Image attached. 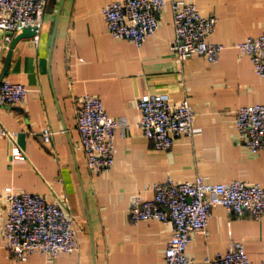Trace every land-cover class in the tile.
<instances>
[{"label":"crops","instance_id":"obj_1","mask_svg":"<svg viewBox=\"0 0 264 264\" xmlns=\"http://www.w3.org/2000/svg\"><path fill=\"white\" fill-rule=\"evenodd\" d=\"M113 1L47 0L36 35L12 51L2 80L22 83L28 93L22 103H0V129L17 132L14 141L0 138V264H164L172 224L132 223L131 197L150 198L153 186L168 177L264 187V150L249 151L235 129L238 107L264 103V77L236 49L264 34V0H176L216 17L209 41L224 46L217 63L194 55L181 64L169 49L172 0L140 48L108 33L101 9ZM7 50L0 47V75ZM85 93L127 123L115 131L113 166L101 173L87 168L79 144L76 98ZM144 93H167L171 101L187 95L199 131L174 137L168 150L153 148L139 125L137 100ZM44 128L53 132L49 143L40 138ZM14 144L24 158L11 157ZM7 186L58 199L77 222L78 249L54 258L33 253L26 261L15 259L3 238ZM231 240L243 243L250 260L264 261V214L254 219L213 207L207 236L193 235L186 254L200 264L224 252Z\"/></svg>","mask_w":264,"mask_h":264},{"label":"built area","instance_id":"obj_2","mask_svg":"<svg viewBox=\"0 0 264 264\" xmlns=\"http://www.w3.org/2000/svg\"><path fill=\"white\" fill-rule=\"evenodd\" d=\"M174 38L170 52L181 64L196 55L209 63H217L224 46L209 41L217 18L203 16L193 3L172 0ZM167 0H115L101 9L108 33L114 39L126 40L140 48L153 37L159 27L158 15ZM47 0H0V47L6 50L12 38L25 28L38 32L43 23ZM247 56L257 76L264 77V34L249 37L236 45ZM28 88L22 83L3 79L0 103H22ZM141 117L139 125L153 148L168 150L173 138L194 135L195 113L187 95L171 101L167 93H144L137 100ZM76 128L85 164L93 173L109 170L114 163V138L118 127L126 122L110 116L102 101L85 93L76 98ZM235 129L244 146L252 152L264 150V103L243 105L235 111ZM17 132L0 129V138L14 141ZM49 128L40 131L44 143L51 141ZM13 159L24 155L14 144ZM150 198L133 196L129 200L128 217L132 223L157 220L172 224V235L164 253V264H198L186 254L195 234L207 236L208 221L215 206H223L237 216L248 214L259 219L264 214V187L258 182L233 180L211 183L205 176L175 181L168 177L156 183ZM6 200L3 228L4 247L12 256L26 261L33 253L54 258L78 249L77 222L58 200H48L38 193L4 189ZM200 264H264L249 259L244 245L231 240L224 252L204 258Z\"/></svg>","mask_w":264,"mask_h":264},{"label":"water","instance_id":"obj_3","mask_svg":"<svg viewBox=\"0 0 264 264\" xmlns=\"http://www.w3.org/2000/svg\"><path fill=\"white\" fill-rule=\"evenodd\" d=\"M35 35H36V29L35 28H25V29H23V31L20 34L16 35L12 39V41H11L9 47H8L7 53H6L3 69H2V72H1V75H0V82H1V80L3 78V76H5V73L7 71V68H8L10 59H11V54H12L13 49L15 48V45L20 40L33 38Z\"/></svg>","mask_w":264,"mask_h":264}]
</instances>
